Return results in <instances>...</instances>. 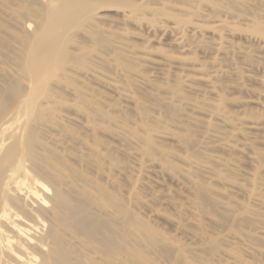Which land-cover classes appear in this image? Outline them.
<instances>
[{
	"label": "rangeland",
	"instance_id": "rangeland-1",
	"mask_svg": "<svg viewBox=\"0 0 264 264\" xmlns=\"http://www.w3.org/2000/svg\"><path fill=\"white\" fill-rule=\"evenodd\" d=\"M10 2L0 0V12L9 8L32 22L39 18L25 2ZM93 2L91 23L73 28L65 40L64 73L50 88L57 101L53 123L63 131L80 200L92 196L104 206L114 201L127 207L132 233H139L134 238L141 249L133 244L135 250L153 264L183 261L163 248L152 251L138 224L170 245L188 244L190 234L201 237L204 248L195 256L184 253V262L264 264V233L250 237L255 227H264V206L249 202L245 192L264 197V49L257 31L264 22V0ZM141 4L144 9L133 19H123L125 6ZM2 12L0 75L12 69L13 36L20 33ZM218 21L227 27L217 31L213 22ZM177 23L187 36L186 48L175 43L170 28ZM220 37L223 49L218 50ZM90 63L95 67L86 70ZM214 67L221 72L211 78L215 90L209 92L206 77ZM114 84L126 88L133 102ZM209 103L216 111L207 108ZM205 121L225 136V144L204 135ZM187 162L208 166L214 177L197 173L192 184L180 172ZM132 188L142 200L127 206ZM204 189L213 192L209 196ZM224 190L228 199L220 194ZM216 200L230 202L234 214ZM109 241L113 246L120 239Z\"/></svg>",
	"mask_w": 264,
	"mask_h": 264
},
{
	"label": "bare ground",
	"instance_id": "bare-ground-1",
	"mask_svg": "<svg viewBox=\"0 0 264 264\" xmlns=\"http://www.w3.org/2000/svg\"><path fill=\"white\" fill-rule=\"evenodd\" d=\"M15 1L20 0H12ZM21 1L27 4L26 8H30L26 10L38 14L39 18L32 22L16 10L8 8L1 11L20 33L13 36L16 45L12 47L15 54L10 59L12 69L10 73L0 75V264H153L151 258L150 261L135 250L137 237L134 238V233L137 232L132 233L133 224L129 222L132 215L127 207L122 209L114 201H111L112 206H104L96 202L97 197L88 196L86 192L84 194L88 197L85 202L80 200L83 194L72 179L74 174L69 171L67 145L62 142L63 131L53 123L57 116L53 107L57 101L50 88L59 83V72L64 73L65 40L73 28L91 23L93 0ZM143 9L142 4L125 6L123 19H133ZM63 24L70 25V29ZM213 25L217 31L227 27L225 21L213 22ZM170 29L176 45L186 48L184 29L178 23ZM257 31L263 39L261 49H264V22ZM222 43L220 37L215 47L223 49ZM93 67L90 63L86 70ZM220 72L214 67L207 75L206 81L211 85L209 92L215 90L211 78ZM113 87L133 102L134 97L126 88L116 84ZM189 105L200 109L197 105ZM206 106L210 110L217 109L215 103ZM201 124L207 138L226 143L225 136L210 122ZM121 130L127 132L124 128ZM139 139L136 138L137 141ZM142 164L139 161V172ZM180 172L195 185L197 182L192 179L197 173L207 180H212L210 176L214 177L208 166L192 162H187ZM204 192L210 196L213 190L204 189ZM245 192L249 202L264 206V197L252 189ZM220 194L224 199L229 198L225 190ZM137 196L135 188L129 190L127 206L140 199ZM215 203L229 211L230 216L234 214L230 202L216 200ZM249 215L255 217L256 212L250 210ZM107 222L112 223V228ZM137 227L148 235L150 242L147 237L145 239L154 247L152 251L157 250L155 247L163 248L184 264L189 262H184V253L195 256L196 250L206 245L201 237L194 234L189 235L188 244L177 241L170 245L168 239L157 237L144 225L138 224ZM260 233H264V227H255L250 237L258 239ZM116 238L120 241L115 245L106 243Z\"/></svg>",
	"mask_w": 264,
	"mask_h": 264
}]
</instances>
